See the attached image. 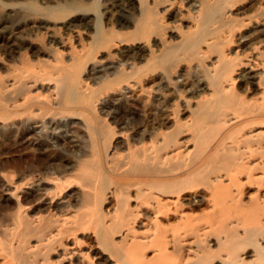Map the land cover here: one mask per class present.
<instances>
[{"label":"bare ground","instance_id":"6f19581e","mask_svg":"<svg viewBox=\"0 0 264 264\" xmlns=\"http://www.w3.org/2000/svg\"><path fill=\"white\" fill-rule=\"evenodd\" d=\"M0 264H264V0H0Z\"/></svg>","mask_w":264,"mask_h":264}]
</instances>
